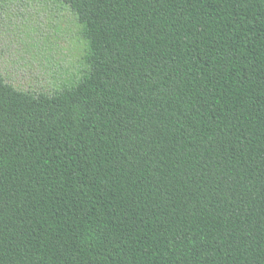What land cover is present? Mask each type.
<instances>
[{
	"label": "trees",
	"instance_id": "16d2710c",
	"mask_svg": "<svg viewBox=\"0 0 264 264\" xmlns=\"http://www.w3.org/2000/svg\"><path fill=\"white\" fill-rule=\"evenodd\" d=\"M20 1L86 70H0V264H264V0Z\"/></svg>",
	"mask_w": 264,
	"mask_h": 264
},
{
	"label": "rangeland",
	"instance_id": "374dc122",
	"mask_svg": "<svg viewBox=\"0 0 264 264\" xmlns=\"http://www.w3.org/2000/svg\"><path fill=\"white\" fill-rule=\"evenodd\" d=\"M86 45L67 5L0 0V70L15 87L52 93L86 70Z\"/></svg>",
	"mask_w": 264,
	"mask_h": 264
}]
</instances>
